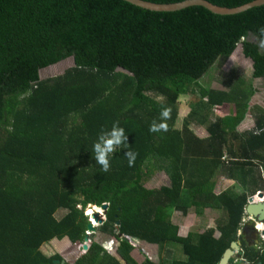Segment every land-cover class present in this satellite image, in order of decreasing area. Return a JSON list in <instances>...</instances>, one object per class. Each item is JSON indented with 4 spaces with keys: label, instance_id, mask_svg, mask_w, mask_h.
<instances>
[{
    "label": "trees",
    "instance_id": "16d2710c",
    "mask_svg": "<svg viewBox=\"0 0 264 264\" xmlns=\"http://www.w3.org/2000/svg\"><path fill=\"white\" fill-rule=\"evenodd\" d=\"M208 1L238 8L257 0ZM262 28L264 6L220 17L200 6L153 12L122 0H0V264L64 261L40 247L64 238L83 245L87 208L104 205L109 209L97 232L118 242L120 260L93 234L75 264H139L130 239L159 249L180 246L186 257L158 264H219L237 241L248 198L264 192V108H249L256 92L234 71L221 82L226 92L200 81L238 45L252 63V79L264 80ZM67 58L73 67L39 78L41 69ZM189 96L198 102L189 103L178 131V102ZM163 106L172 110L169 130L151 133ZM248 112L253 130L240 134ZM115 121L127 144L104 172L93 144ZM199 125L209 134L205 140L191 130ZM126 151L138 153L133 167ZM155 172L169 183L149 190L145 180ZM217 172L240 183L242 193L216 196ZM208 209L222 212L215 228L181 238L173 215L201 217ZM59 210L66 213L56 218ZM260 250L247 252L245 261L264 264Z\"/></svg>",
    "mask_w": 264,
    "mask_h": 264
},
{
    "label": "rangeland",
    "instance_id": "374dc122",
    "mask_svg": "<svg viewBox=\"0 0 264 264\" xmlns=\"http://www.w3.org/2000/svg\"><path fill=\"white\" fill-rule=\"evenodd\" d=\"M250 41L254 42L255 40L253 38H250ZM71 67H73V61L71 58H67L62 62H59L52 66L41 69L39 72V78L41 80L42 79L44 80L49 77L61 75L65 70ZM231 71H234L236 77L242 79L244 82H246V84L250 83L254 91L256 92L255 95L250 100L249 108L253 106L264 108V80H253L252 79V63L250 60L244 59L240 45H238L236 51L233 53L230 59L225 62V64L223 65L221 69H216V68L212 69L211 73L205 76L204 79L200 81V86L211 89V90H215V91L226 92L227 89L221 85V82ZM197 102H198V99L192 96L182 97L179 100L178 102L179 117H178V120L175 126L176 130L178 131L182 130L183 122L187 118L188 114L190 113L189 105L190 104L195 105ZM230 109L231 107L229 109L227 108L223 109V111L226 113V116L229 115L228 113ZM247 111L248 109L246 110V112ZM210 117L214 118V115H210ZM229 117H232V116H229ZM240 124L241 125L237 129V131L240 134L248 133L253 130V122L249 116V112L246 114V116L244 117V120H242ZM197 134L200 135L201 133H197ZM204 135H205V131L202 132V135H201L202 138ZM154 174L155 176L149 174L148 178L145 180L146 181L145 186L147 189L158 190L159 188L164 187L165 185L169 183V179L164 173L155 172ZM215 178L216 176L214 177V181H213L215 184L214 185L215 195L220 194L228 189L233 190L237 194L242 193V188H241L240 183L235 184L234 182L233 183L227 182L223 180L221 176L216 179ZM261 193L264 194V192H261ZM255 196L256 195H254V197ZM98 211L100 210L98 209ZM100 212H101L100 219L104 220L103 212L102 211ZM65 213L66 211L59 210L56 212L55 217L56 218L61 217ZM173 216H174L173 222L175 223V225H177L178 228L181 226L184 229V231L186 230L185 232H189V234L201 235V234L206 233V231L215 228V225H216L215 222L222 216V212L207 210L204 212L203 216L199 217L194 213V211H191L187 216H183L182 214H179V213H176ZM180 234L181 233L179 232L180 237L185 238L184 236H181ZM218 237H219V234L215 233L214 238L217 239ZM100 241L103 242L102 239H100ZM106 243H110V242H104L103 248H104V245H106ZM139 243H138L139 250H141L142 247H145L147 249L144 250L142 253L137 251V255H139V257H137L138 261L134 260L136 263L142 262L143 257L145 258V260L148 259L155 264H158L164 260L166 261L171 260L170 262H172L173 260H180L184 258V254L180 246H175L173 244H170V245L164 246L163 249H159L157 246H150L148 244H147L148 246H143V244H139ZM48 251H51V249H49ZM82 252L84 253V251L80 250L81 254Z\"/></svg>",
    "mask_w": 264,
    "mask_h": 264
},
{
    "label": "water",
    "instance_id": "95a60500",
    "mask_svg": "<svg viewBox=\"0 0 264 264\" xmlns=\"http://www.w3.org/2000/svg\"><path fill=\"white\" fill-rule=\"evenodd\" d=\"M122 1L153 12H177L189 7L200 6L210 11L213 15H219L220 17L236 16L243 14L249 10L264 6V0H257L238 8H226L224 6L213 4L208 0H186L177 3H155L147 0H122ZM256 198L262 200L264 198V195L262 193H259L257 194ZM101 209L105 214V212L108 211L109 206L104 205ZM245 214L248 217L255 220L257 224H264V200H262V202L259 203V202H255V198H249L247 201ZM92 219L95 221L96 225L103 224V220L99 219V213L94 215ZM96 231L97 228L90 222L88 225V233L85 236L84 244L82 245L81 248L82 251H84V253L88 252L89 243H90L89 238L91 234H94ZM235 251L238 252L237 256L241 257V253L239 252L238 246L235 243H232L230 245V248L226 250V252L223 254L221 260L219 261V264H229V261L231 260V257L234 255ZM55 264H65V262L56 261Z\"/></svg>",
    "mask_w": 264,
    "mask_h": 264
},
{
    "label": "clouds",
    "instance_id": "9594fccd",
    "mask_svg": "<svg viewBox=\"0 0 264 264\" xmlns=\"http://www.w3.org/2000/svg\"><path fill=\"white\" fill-rule=\"evenodd\" d=\"M259 31L262 35H264V28L260 29ZM261 46H264V41H261ZM163 99L164 98L161 97V100H163ZM171 111L172 110L170 107L163 106L161 108V111H160L159 120L158 121L153 120V122L149 126V132H151V133L167 132L169 130L167 121L169 119H171ZM127 139H128V137L125 133L124 128L119 126V121H115L113 123L111 129H109V130H103L102 129L101 130V132L99 133V135L97 137V140L93 144V152H94L95 162L97 165H99L101 167L102 171L108 172L110 170L111 163H110L109 157L111 155H113L117 151V149L120 148L122 145H126ZM137 155H138V153L133 152V151H126L125 152V157L127 158L129 167H133L135 165ZM97 209L98 208H96V207L91 208V206H89L86 210V216L89 218V223L91 222L96 228L101 226V225H96L95 221L92 219V217L94 215L100 213L99 214V219H100V216H101L100 211H102V209H99L100 211H98ZM103 215H104V220H103V222H104L105 221L104 212H103ZM244 216L246 217L247 221L251 220V218L248 217L246 214ZM242 223H243V220H242ZM258 225L261 226V224H258ZM258 225L254 226V230H253L256 232L257 235L260 234L259 232L261 230V228ZM91 235H93V234H91ZM108 245H114V242L106 243V245L104 247V248H106L105 251L109 254V253L113 252V246H112V248L110 247V249H109ZM118 246H119V244H118ZM81 248H82V245H81ZM89 248H90V243H89ZM83 254H86V253H83ZM241 263H242V258L239 261V264H241Z\"/></svg>",
    "mask_w": 264,
    "mask_h": 264
},
{
    "label": "crops",
    "instance_id": "0c3cea01",
    "mask_svg": "<svg viewBox=\"0 0 264 264\" xmlns=\"http://www.w3.org/2000/svg\"><path fill=\"white\" fill-rule=\"evenodd\" d=\"M199 126H201V125H199ZM199 126H193V128H191V130H192V132L194 133V135L198 138V139H200V140H205V139H207L208 137H209V134H208V132L206 131V129H205V127L204 126H201V127H199ZM203 131H205V135L203 136V138H202V132ZM197 133H201L200 135H198ZM225 157V156H224ZM215 175H216V178H218V177H220L221 176V178L223 179V180H225V181H227V182H232L233 183V181H231V180H229V179H227L226 177H224L222 174H220L219 172H217V173H215ZM218 176V177H217ZM215 177V176H214ZM215 178V179H216ZM235 183V182H234ZM236 184V183H235ZM215 185V184H214ZM166 186V185H165ZM160 189V188H159ZM214 190H215V186H214ZM226 191H229V189L228 190H225L224 192H226ZM223 193V192H222ZM259 193H261V192H258V193H256L255 195L257 196V194H259ZM221 194V193H220ZM237 194V193H236ZM241 194V193H240ZM263 194V193H262ZM219 194H217L216 196H218ZM264 195V194H263ZM256 196L254 197H250V198H255L256 199ZM249 199V198H248ZM263 200H264V198H263ZM248 201V200H247ZM208 210H211V211H214V210H212V209H208ZM207 211V210H206ZM176 214V213H175ZM62 217V216H61ZM61 217H59V218H61ZM174 217V216H173ZM247 221V219H246V217L244 216V218H243V222H246ZM172 223H173V225L174 226H176L177 227V225H175V223L173 222V218H172ZM182 225V224H181ZM259 226V225H258ZM180 228V230H179V232L181 233L180 235L181 236H184L185 238H187L189 235H191V234H189V232H185L184 231V229L180 226L179 227ZM193 235V234H192ZM202 235V234H201ZM94 236H95V242L96 243H98V244H100L101 246H103V244H104V242H114V245H108V248L110 249V247L112 248V246H113V252H111V253H109L112 257H114V258H117L118 260H120V258L118 257V255H117V248H118V242L115 240V239H113V238H111V237H108V236H106V235H103V234H101V233H98V232H96L95 234H94ZM182 238V237H181ZM100 239H102L103 240V242H101L100 241ZM130 241L133 243V245L135 246V250L133 251V253H132V257H133V259L134 260H136V261H138V259H137V257H139V255H137V251H139V252H143L144 250H146L147 248H145V247H142L141 248V250H139V246H138V243L140 242H138V240H135V239H130ZM90 244H91V240H90ZM139 244H143V246H148L147 245V243H144V242H141V243H139ZM142 246V245H141ZM150 246H152V245H150ZM104 247H105V245H104ZM49 249H51V251H48ZM80 250H81V245H72L71 244V242L69 241V239L68 238H64V239H62V240H59V239H52V240H50L49 242H47V243H44L41 247H40V251L45 255V256H48V257H52V256H54V255H56V254H59V256H61L62 258H63V260L64 261H62V262H65V264H75L76 263V261H77V259H78V257H80V256H82L83 255V252H82V254L80 253ZM105 250V249H104ZM82 251V250H81ZM186 259V257H185V255H184V258L183 259H180L179 261H183V260H185ZM144 261H145V258L143 257V261L142 262H140L139 264H143L144 263Z\"/></svg>",
    "mask_w": 264,
    "mask_h": 264
},
{
    "label": "flooded vegetation",
    "instance_id": "af4514ba",
    "mask_svg": "<svg viewBox=\"0 0 264 264\" xmlns=\"http://www.w3.org/2000/svg\"><path fill=\"white\" fill-rule=\"evenodd\" d=\"M255 202H258L256 199ZM258 225L255 220L251 218V220L243 222L242 227L240 231L237 234V241L235 244L239 248V252L241 253V257L237 256L238 252H234V255L231 257V260L229 261V264H239V261L242 258L241 264H248L245 261V256L248 255L247 252H250L252 250H258L262 251L260 249L263 248V242H264V224H261L260 228V234H256L254 230V226ZM260 264V263H257Z\"/></svg>",
    "mask_w": 264,
    "mask_h": 264
},
{
    "label": "bare ground",
    "instance_id": "6f19581e",
    "mask_svg": "<svg viewBox=\"0 0 264 264\" xmlns=\"http://www.w3.org/2000/svg\"><path fill=\"white\" fill-rule=\"evenodd\" d=\"M257 200H258V199H257ZM258 202H259V203H261V202H262V200H258ZM97 210H98V209H97ZM259 227H260V226H259ZM261 227H262V226H261Z\"/></svg>",
    "mask_w": 264,
    "mask_h": 264
}]
</instances>
